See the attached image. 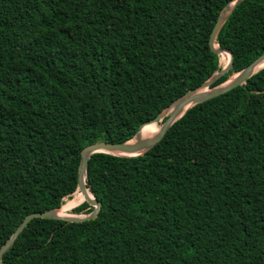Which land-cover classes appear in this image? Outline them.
Returning a JSON list of instances; mask_svg holds the SVG:
<instances>
[{
    "label": "trees",
    "instance_id": "1",
    "mask_svg": "<svg viewBox=\"0 0 264 264\" xmlns=\"http://www.w3.org/2000/svg\"><path fill=\"white\" fill-rule=\"evenodd\" d=\"M233 1L0 0V248L31 213L93 210L81 151L219 72L209 37ZM215 46L233 58L211 87L264 53V0L238 3ZM85 188L95 219H33L0 264H264V68L143 155H91Z\"/></svg>",
    "mask_w": 264,
    "mask_h": 264
},
{
    "label": "water",
    "instance_id": "2",
    "mask_svg": "<svg viewBox=\"0 0 264 264\" xmlns=\"http://www.w3.org/2000/svg\"><path fill=\"white\" fill-rule=\"evenodd\" d=\"M241 1L242 0H234L231 4L225 7L224 11L218 17L209 37L210 47L218 56L222 52L229 54L230 57L229 65L226 68H222L219 72L213 74L199 88L188 91L183 96L175 100L167 109H165L163 112L158 114L155 118L142 124L131 140L120 144L95 143L89 147L84 148L80 154V164H79L78 177H77V189L75 192L79 191L80 193L85 194V196H87L88 191L85 188L86 168H87L88 160L91 155L97 153H105V154L117 156L114 155L113 152H121L124 154H137L133 156H117V157H125V158L137 157L143 155L144 153L155 147L159 142H161L168 129L179 118H181L184 115V113L188 111L191 107L197 104L204 103L211 99H214L216 97H219L236 87L244 85L252 76H254L257 72H259L264 68L262 67L258 69V67L264 62V53H263L261 56L256 58L251 64L245 67L242 71L235 74L234 78L231 81L229 79L228 81H226L221 85L211 87L219 77H221L231 68V63L233 58L231 52L225 49L215 48V40L221 26L227 20L233 8ZM185 107L188 108L184 111V113L180 117H178L181 110L184 109ZM168 109H172V110L171 113L165 118V112ZM160 122H162V124L158 132L150 138H144L143 136L144 134L142 132L143 129L149 125ZM130 141H133V143L130 144L129 143ZM86 203L89 206L93 207V210L87 215H79V216L70 215L66 217H60L56 215V210H48L44 212L31 213L25 216L21 221V223L13 231L10 238L0 248V258L5 252H7L13 246L15 240L23 232L24 228L29 224V222L32 221L33 219L61 220L69 223H82L84 221L95 219L100 209V202L96 201L95 198L92 196V199H87Z\"/></svg>",
    "mask_w": 264,
    "mask_h": 264
},
{
    "label": "bare ground",
    "instance_id": "3",
    "mask_svg": "<svg viewBox=\"0 0 264 264\" xmlns=\"http://www.w3.org/2000/svg\"><path fill=\"white\" fill-rule=\"evenodd\" d=\"M215 48H217V46H215ZM219 62L222 64V68H226L228 65H229V60L227 57L224 56L223 53H221L219 55ZM264 67V62L258 67V69ZM257 69V70H258ZM235 76V75H234ZM234 76L232 78H230V81L234 78ZM188 107H185L184 109L181 110L180 114L178 115V117H180L184 111L187 109ZM171 110L172 109H168L166 112H165V118L171 113ZM177 117V118H178ZM161 124L162 122L160 123H155V124H152V125H149L147 127H145L143 129V136L144 138H150L152 137L154 134H156L158 132V130L160 129L161 127ZM130 144L133 143V141H130L129 142ZM114 155H117V156H133V155H137V154H124V153H121V152H113ZM79 193V191L76 192V194ZM75 194V195H76ZM82 194V193H81ZM74 195V196H75ZM83 198L87 201V199H92V196L87 192V196H85V194H82ZM57 211V210H56ZM56 215L57 216H60V217H66V216H70L69 214L67 215H62V214H59L58 211L56 212Z\"/></svg>",
    "mask_w": 264,
    "mask_h": 264
},
{
    "label": "rangeland",
    "instance_id": "4",
    "mask_svg": "<svg viewBox=\"0 0 264 264\" xmlns=\"http://www.w3.org/2000/svg\"><path fill=\"white\" fill-rule=\"evenodd\" d=\"M221 67V66H220ZM222 69V67H221ZM234 76V75H233ZM233 76H231L230 78H232ZM164 121V120H163ZM65 200H68V199H65ZM79 206V205H78ZM77 207V206H76ZM68 210V208H66L65 206H63L60 211H58L59 214H62V215H67L66 214V211ZM72 211V210H71ZM71 215H74V216H79V215H76V214H72V212L70 213Z\"/></svg>",
    "mask_w": 264,
    "mask_h": 264
}]
</instances>
